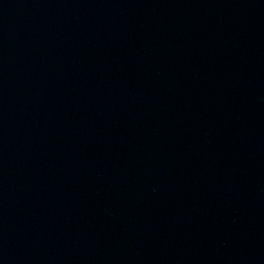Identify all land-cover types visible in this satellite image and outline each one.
Here are the masks:
<instances>
[{
	"label": "water",
	"instance_id": "obj_1",
	"mask_svg": "<svg viewBox=\"0 0 264 264\" xmlns=\"http://www.w3.org/2000/svg\"><path fill=\"white\" fill-rule=\"evenodd\" d=\"M0 264H264V0H0Z\"/></svg>",
	"mask_w": 264,
	"mask_h": 264
}]
</instances>
